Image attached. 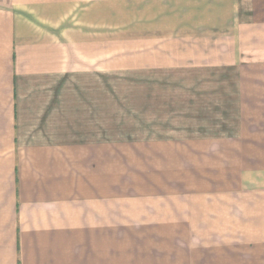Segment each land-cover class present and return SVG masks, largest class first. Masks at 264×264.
Listing matches in <instances>:
<instances>
[{"label":"crops","instance_id":"obj_1","mask_svg":"<svg viewBox=\"0 0 264 264\" xmlns=\"http://www.w3.org/2000/svg\"><path fill=\"white\" fill-rule=\"evenodd\" d=\"M102 87L137 117L100 126ZM126 231L264 264V0L0 6V264H115Z\"/></svg>","mask_w":264,"mask_h":264},{"label":"rangeland","instance_id":"obj_2","mask_svg":"<svg viewBox=\"0 0 264 264\" xmlns=\"http://www.w3.org/2000/svg\"><path fill=\"white\" fill-rule=\"evenodd\" d=\"M7 3L8 0H0V6H5ZM121 10L116 9L115 11ZM135 12L137 17V11ZM113 26L115 27L114 32L119 36H122L123 32H138L137 24L126 25L129 30L126 28L125 31L124 24L119 21H116ZM129 26H131V29ZM132 32L131 34L135 35ZM131 73H133L131 78H137V72ZM138 91V88H99L100 126L112 129L113 126H116L115 123L118 122L119 117L126 118L125 107L127 104L132 105L131 117H137V103H133V101L137 102ZM176 235H178V238L175 237ZM247 236L249 238V233L243 240L244 242H248L246 241ZM243 241L240 238L236 239L234 233L206 231L191 232L189 236L188 232H116L115 264H235L226 261L233 258L228 253L230 250L246 253L242 257V261L245 260L246 262L237 264H250L249 248L219 247L220 244L235 243H239L241 246Z\"/></svg>","mask_w":264,"mask_h":264}]
</instances>
